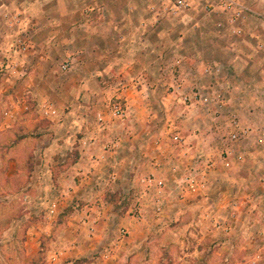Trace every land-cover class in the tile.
<instances>
[{
  "label": "rangeland",
  "instance_id": "374dc122",
  "mask_svg": "<svg viewBox=\"0 0 264 264\" xmlns=\"http://www.w3.org/2000/svg\"><path fill=\"white\" fill-rule=\"evenodd\" d=\"M245 2L254 12L240 37L218 28L222 15L204 12L202 0L190 11L173 9L170 0H0V264H264V114L253 122L260 137L240 142L244 159L229 169L219 158L230 126L225 119L218 125L220 133L210 141L217 168L209 172L205 194L182 199L169 182L162 213L147 202L144 219L134 215L142 206L140 178L166 173L151 166V155L180 148L171 140L176 132L189 136L205 129L192 121L208 112L193 104L194 89L207 85L205 65L221 62L237 79L264 86V0ZM83 83H89L91 96L79 110L86 111L80 126L75 117L68 122V92ZM138 85L147 118L134 128L136 143L114 146L117 127L101 130L98 114L117 120L111 112L117 103L127 118L132 108L123 93ZM21 89L31 91L24 93L26 110L12 103ZM187 93L191 101L181 99ZM240 95L233 93V99ZM46 100L54 103L57 117L42 112ZM79 101L73 103L78 108ZM11 109L18 111L17 121L3 126ZM18 133L20 145L14 143ZM66 134L73 135L70 142ZM98 134L111 139L108 159L83 175L77 194L52 212V204L61 202L64 179L71 178L64 173L78 159L80 140ZM54 135L61 139L54 141ZM87 206L97 210L94 229L90 225L87 236L69 239L68 218ZM133 216L139 229L125 219ZM88 236L93 239L85 241ZM118 241L120 258L106 259L104 250ZM79 245L91 253L75 254ZM64 248L75 255H59Z\"/></svg>",
  "mask_w": 264,
  "mask_h": 264
},
{
  "label": "crops",
  "instance_id": "0c3cea01",
  "mask_svg": "<svg viewBox=\"0 0 264 264\" xmlns=\"http://www.w3.org/2000/svg\"><path fill=\"white\" fill-rule=\"evenodd\" d=\"M195 56L201 57L200 53H198ZM234 60L235 59H232V61ZM214 63L219 64L220 72L212 73V74L205 73V68L210 65H213ZM210 65L208 64L203 67L204 73L205 75H207L205 77V81L208 86L206 85V87H209L210 89L211 88L220 89L225 94L226 92H228L231 95L230 99L229 97H226L227 105L225 108V112L227 113L231 110L236 111L238 115L240 116L241 121L244 124H249L252 126L254 125L253 122L263 119L262 117L264 114V97H263L264 96V86L261 83H255V82L252 83L248 79H241V80L237 79L233 68L231 66H228L225 69L223 68V65L221 62L213 61L212 64ZM233 66H235V64H233ZM225 74H228V75L225 76L224 79L218 80V76L225 75ZM208 75L210 77L215 76L214 81H209ZM131 87L132 88L126 93H123L125 90L122 91L123 94H126L128 103L130 104V108H132V112L130 113V115L127 118H124V119L118 118L117 120L110 117L112 120L109 119L108 121H107V117L105 116L106 128L107 127L109 128L113 125L117 127V135H115V138L113 140L115 142V143L113 142L114 146L121 145V144L123 146L125 142H128L129 145H131L132 143L133 144L136 143V141L138 140V135L134 132V128L135 126L140 125L141 122H144V120H146L147 115H148L147 113L148 103L145 99L146 96L143 93L144 92L143 88L138 85L137 89H140L139 91L135 89L136 88L135 86H131ZM89 88H90L89 83L88 84L83 83L79 86L72 85L70 87V90L68 92V95H69L68 103L71 104V107H69V112L67 114V116H69L68 122H70L71 119L75 117L76 119L75 122H77L80 126L85 124L86 122L85 112L86 111H84L83 109V111L80 112L79 110L81 109V106L85 107V101H84L85 97L88 96L90 98L91 96L90 94H88ZM185 89H186V86L181 88L180 92H184ZM26 90H28L27 92H31L29 89H26ZM26 90L21 89V91L19 92H23V93H20L17 96V100H12V103L15 104L16 108L22 107L25 110L28 109L26 96L24 95ZM34 92H36L35 89H33L32 94ZM48 93H50V90L46 92V94ZM233 93H241V95L238 96V98L236 97L233 99ZM187 94L191 96V99H192V94L191 93H187ZM141 95L143 96L140 97ZM80 96H81V100L79 101L78 97ZM100 99H101V95L98 94L95 97V100L100 101ZM74 101H79V102H76V103H79V108L78 106H75V104H73ZM45 102L53 103L51 100H46ZM193 104H196L195 100L193 101ZM18 115L19 113L17 114V117L13 120L4 118L5 123H3L2 125L4 126V124H7V126H10L11 124H14L17 121ZM186 116H189V114L185 115V117ZM54 117H57V116H54ZM224 119L227 121L226 116L223 115L220 118H216L214 113L207 112V114H202V113L197 114L193 118L192 121L194 123L203 125L205 129L193 135L187 136L193 139V148L191 150L183 149L179 145L176 144L180 148L178 149L175 148V150H173L171 154L169 151H165V149H159V151L155 153L153 157L151 155L152 162L150 164L151 166L153 165L155 167V170H159V171L164 170L166 173L161 174L159 172V174H155V175L164 177L167 180V183L169 182L172 183V180L176 176L173 173V171L175 172L174 167H176L177 171L182 172L186 167L187 168L192 167V166L200 167L202 166L203 161L207 159H213L212 157H210V152H212L211 150L213 149V147L210 146V143H211L210 141L214 139L217 134L220 133V130L218 129V125L222 128V123ZM226 123L229 124L228 122ZM124 130L127 132L126 134L121 133ZM256 130L250 138L259 136L258 135L259 132ZM18 135H19L18 138L14 142L16 145H20L21 141H23L22 133H18ZM104 136L98 134V135H93L91 137H84L80 140L81 144L83 143L85 139H90V138L96 139V142L88 146L81 145L78 149L79 150L78 159L74 163H71L67 171L64 173L66 177L67 175H69L71 178H69L68 180H66L67 178L64 179V182L60 190L62 192L61 202L58 203V208H60L59 204L60 205L62 203L65 204L71 198H73L75 194H77L81 186H83V184L86 182V177H84L83 175H87L88 172L95 170V168H97V166L100 164L101 161L108 159L109 152L111 151V148L113 145L111 146V144H109V141H111V139H105ZM72 137H73L72 134H66L63 137V139L64 141L70 142L72 140ZM54 139H55L54 141L57 140L58 142V140H60L61 137L54 135ZM171 140L173 142L172 137H171ZM223 142H224V138H223ZM215 145H217V143H215L214 146ZM223 146H224V143H223ZM9 151L13 152L12 149H10ZM34 152H37V151H34ZM67 154L68 152L66 151L65 155ZM157 165H158V168H156ZM151 174H154V173H151ZM78 175L83 176L79 180V183L75 181ZM72 177H74L73 180H72ZM155 199H156V195L154 191H151L150 194L149 193L140 194L139 200L142 204L141 206L142 213H143L142 219H144V217L146 216V212L150 211L148 209L149 205L147 202H149L150 204H153L155 203ZM168 201H169L168 195H166L164 199V203ZM88 209L89 208L87 206L86 209L82 210L79 213H74L68 218V222H67L68 227L66 230H64V233L66 232V236L69 239L74 240L72 237L75 235V233L77 234L85 233V235L87 236V227L90 225H92L94 229V225H95L94 223H96L97 215L96 213L94 215L92 212L93 211L96 212L97 210L95 207H92L91 209L93 210L89 212ZM125 219H128L127 220L128 224L134 230L140 228L139 227L140 222H138L134 216L132 218H125ZM88 239L91 240L93 239V237L90 238V236H88L86 237L85 241H87ZM122 241L113 243L114 245H110L108 247V248H113V254L108 258L109 260L117 261L120 258V252H121L122 244H123ZM108 248L104 250L103 254ZM75 251H76L75 254H79L81 256H87V252L91 253V251L88 248H85L82 245H79L77 249H75ZM64 253L69 254V255H75L73 251L67 252L65 248L62 251H59V255H63ZM54 258H55L54 260H57L58 256L54 255Z\"/></svg>",
  "mask_w": 264,
  "mask_h": 264
},
{
  "label": "built area",
  "instance_id": "2783aa9c",
  "mask_svg": "<svg viewBox=\"0 0 264 264\" xmlns=\"http://www.w3.org/2000/svg\"><path fill=\"white\" fill-rule=\"evenodd\" d=\"M197 0H170L173 5V9L177 11H190L193 9ZM202 9L209 15L219 14L222 17L216 23V26L220 29H227L233 36L245 35L244 23L247 18L253 14V9L245 2V0H202ZM263 45V41L261 42ZM62 69L66 71L69 68V63L62 64ZM220 72L218 63H214L205 68V73L212 74ZM195 101L202 104L209 113H214L216 118L221 116L227 117L229 130L224 137V148L220 155V164L223 168H231L235 162H241L244 159V151L239 150L240 142L244 139L250 138L255 128L252 125L244 124L240 116L236 111L225 112L227 105L226 94L220 89L200 87L197 86L194 89ZM183 100L191 101V96L184 95ZM42 112L48 116H56L58 114L57 108L53 103L47 102L42 106ZM111 112L115 117L124 119L127 116L126 110L120 104H114L111 107ZM5 118L15 119L18 111L15 109L5 111ZM98 125L101 130L106 129L105 115L98 114ZM220 127L218 126V129ZM173 141L183 149L191 150L193 148V139L182 135L180 132H176L173 135ZM96 142V139L90 138L83 141L84 146L91 145ZM217 168V161L213 159H207L203 161L200 167L185 168L182 172L177 174L172 180V185L179 189V197L185 198L187 195L201 196L206 193L209 188L210 178L209 172ZM175 171L176 167H174ZM141 186L143 190L141 193H150L154 191L156 195L154 210L157 213H162L165 208L164 199L168 195V183L164 177L157 176L155 174H147L140 178ZM58 208V203L52 204L51 210L55 212ZM138 220L143 218L142 207L139 206L134 214ZM217 226L222 227L221 222L217 223ZM122 232H126L122 229ZM113 254V248H108L104 257L108 259ZM55 259V258H54Z\"/></svg>",
  "mask_w": 264,
  "mask_h": 264
}]
</instances>
